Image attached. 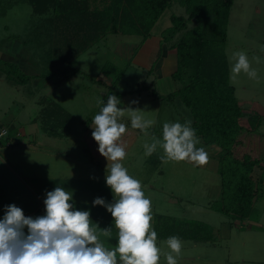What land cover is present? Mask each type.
Segmentation results:
<instances>
[{
  "label": "rangeland",
  "instance_id": "374dc122",
  "mask_svg": "<svg viewBox=\"0 0 264 264\" xmlns=\"http://www.w3.org/2000/svg\"><path fill=\"white\" fill-rule=\"evenodd\" d=\"M171 1L154 26L152 37L145 42L141 37L125 35L101 39L95 35L99 31L93 32L96 26L93 22L79 35L73 31V38L70 34L64 37L60 20L53 23L49 21L52 15L34 13L29 0H0V60L14 64L13 67L0 64V120L9 113V106L16 113L21 112L18 119L24 122L38 115L37 101L45 104V108L52 102L62 107L65 114L55 113L60 120L51 130L74 128L81 132L100 110V101L106 102L109 95H117L109 86H113L119 71L124 72L117 91L127 93L120 97V107L125 110L122 119L135 135L130 136V148L121 163L141 183L159 192L154 194L148 186L145 188L154 208L151 215L156 211L181 224H199L209 239L198 242L203 243L199 245L173 232L182 243L180 253H173L177 261L185 256L189 257L188 264H264V161L252 175L258 189L256 201L249 216L238 219L211 208L219 200L222 189L217 147L206 145L198 137L196 146L208 153V161L203 165L162 159L163 150L159 147L150 156L144 154V142L160 138L164 122L193 124L190 109L179 98L166 96L181 86L170 77L177 66L173 47L198 23L192 20L187 30L162 45L160 39H169L166 31L173 26L172 17H188L180 0ZM74 21L77 22L76 17ZM227 34L229 65L233 52L242 50L258 73L253 79L244 73L230 72L236 96L246 113L255 103L264 110V0H233ZM113 67L116 70L111 72ZM3 70L31 79L20 84L7 78ZM55 71L59 73L50 80L42 78ZM133 100L138 103L131 104ZM52 103L50 109L56 111ZM129 106L139 108L145 119L153 121L147 134L131 127ZM68 115L72 120L62 126ZM46 117L44 114L41 119ZM259 132L264 135V121ZM165 250L170 251L168 246Z\"/></svg>",
  "mask_w": 264,
  "mask_h": 264
},
{
  "label": "trees",
  "instance_id": "16d2710c",
  "mask_svg": "<svg viewBox=\"0 0 264 264\" xmlns=\"http://www.w3.org/2000/svg\"><path fill=\"white\" fill-rule=\"evenodd\" d=\"M171 2V0H29L34 13L52 15L49 21L53 23L60 20L64 29L63 36L70 34L73 38V31L79 35L86 28L89 29V23L93 22L96 24L93 32L99 31L95 35L101 39L111 34H121L141 37L143 41L151 37L152 29L170 7ZM180 4L186 8L188 17H172L173 26L166 31L170 35L169 39L163 38L162 45L170 41L174 35L187 30L188 23L192 20L198 25L187 31L173 47L177 66L171 78L181 86L166 97L179 98L190 109L192 127L195 128L197 137L206 145L218 148L216 153L220 161L222 189L219 200L214 202L211 208L222 215L235 216L238 219L247 218L258 193L257 183L252 175L264 161V135L259 132L264 121V110L255 103L254 107L249 109L250 112L246 113L243 103L236 96V88L230 83L226 44L233 0H180ZM75 17L77 22L74 21ZM66 39L64 38L70 42ZM2 63L9 67L14 65L6 61ZM2 63L0 60V64ZM115 70L113 67L111 72ZM3 72H6L7 78L20 84H25L31 79L17 72L12 73L8 70ZM58 73L55 71L42 78L50 80ZM123 74L124 72L119 71L116 81L112 83L113 86H109L119 97L127 95L117 91V84ZM51 103L43 109L42 114L53 120L54 125L60 120L55 113L65 114V110L52 103L53 108L57 110L51 111ZM66 118L62 126L69 124L67 122L71 116L68 115ZM43 124L48 125L44 122ZM11 133H14L12 129ZM181 223L174 218L157 215L154 222L157 238L165 240L173 236V232H179L182 239L194 242L209 240L203 235L206 230L199 224ZM188 227L189 231L186 230Z\"/></svg>",
  "mask_w": 264,
  "mask_h": 264
},
{
  "label": "clouds",
  "instance_id": "9594fccd",
  "mask_svg": "<svg viewBox=\"0 0 264 264\" xmlns=\"http://www.w3.org/2000/svg\"><path fill=\"white\" fill-rule=\"evenodd\" d=\"M230 72L244 73L253 79L258 75L242 50L230 57ZM100 103L102 106L93 116L90 127L98 152L108 161L105 182L113 193V200L109 202L98 196L91 205L104 207L113 217L118 230L115 246L107 247L101 239L110 235L111 227L98 232V224L90 219L91 210L76 207L73 192L57 185L45 193L43 215H25L14 203L4 206L0 217V264H158L161 250L151 223V200L141 181L120 162L127 153L119 140L128 127L118 119L125 112L120 107L122 101L112 94ZM137 103V100L131 101V104ZM138 109L128 107L131 127L147 134L153 121L145 119ZM198 143L190 121H175L164 122L161 137L145 141L143 148L148 156L159 147L163 150L162 159L203 165L208 161V153L205 148L197 147ZM167 246L170 249L167 264H177L173 253H180L181 239L170 236Z\"/></svg>",
  "mask_w": 264,
  "mask_h": 264
},
{
  "label": "crops",
  "instance_id": "0c3cea01",
  "mask_svg": "<svg viewBox=\"0 0 264 264\" xmlns=\"http://www.w3.org/2000/svg\"><path fill=\"white\" fill-rule=\"evenodd\" d=\"M162 41L163 39H160L161 43ZM174 55L176 56V53ZM36 104L38 107L36 117L21 122L18 119L21 112L16 113L13 106H9V113L0 120V124L14 131L13 134L21 133V137L15 139V144L11 148L0 147V161H4L0 163V217L4 214V206L13 203L21 207L25 215L44 210L43 201L46 191L53 190L58 185L73 192L76 207L91 210L90 219L93 224H98V232L102 233L103 228L111 227L110 235L101 236V239L107 247H114L118 230L113 224V217L104 207L91 205V201L98 196L104 197L109 202L113 200V193L105 182L108 161L97 150V142L91 134L92 121L81 132L74 128L69 131L64 129L53 131L51 127L54 126L52 123L54 121L47 117L41 119L46 105L39 101ZM118 119L124 123L122 117ZM43 122L48 125H44ZM131 135L133 137L135 134L127 127L119 140V143L125 147L126 153L130 148ZM141 184L144 186V191L148 186L154 194L159 193L153 186ZM157 215L156 211L152 215L153 228ZM157 245L161 250L158 264H167L168 253L165 250L167 240L157 238ZM188 262L189 257L184 256L179 262L177 261V264H188Z\"/></svg>",
  "mask_w": 264,
  "mask_h": 264
},
{
  "label": "built area",
  "instance_id": "2783aa9c",
  "mask_svg": "<svg viewBox=\"0 0 264 264\" xmlns=\"http://www.w3.org/2000/svg\"><path fill=\"white\" fill-rule=\"evenodd\" d=\"M21 137V133L12 134L8 126L0 124V147L11 148L15 144V139ZM44 210L33 212L28 216L43 215Z\"/></svg>",
  "mask_w": 264,
  "mask_h": 264
}]
</instances>
